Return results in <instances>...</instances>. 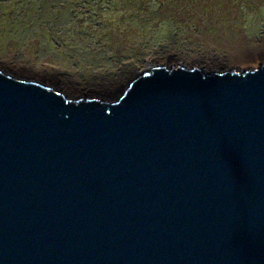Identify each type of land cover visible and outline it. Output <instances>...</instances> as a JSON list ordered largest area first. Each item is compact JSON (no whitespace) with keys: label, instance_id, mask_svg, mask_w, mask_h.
I'll return each mask as SVG.
<instances>
[{"label":"water","instance_id":"water-1","mask_svg":"<svg viewBox=\"0 0 264 264\" xmlns=\"http://www.w3.org/2000/svg\"><path fill=\"white\" fill-rule=\"evenodd\" d=\"M0 264H264V65L114 102L0 69Z\"/></svg>","mask_w":264,"mask_h":264},{"label":"rangeland","instance_id":"rangeland-1","mask_svg":"<svg viewBox=\"0 0 264 264\" xmlns=\"http://www.w3.org/2000/svg\"><path fill=\"white\" fill-rule=\"evenodd\" d=\"M158 65H264V0H0V69L10 75L114 102Z\"/></svg>","mask_w":264,"mask_h":264},{"label":"trees","instance_id":"trees-1","mask_svg":"<svg viewBox=\"0 0 264 264\" xmlns=\"http://www.w3.org/2000/svg\"><path fill=\"white\" fill-rule=\"evenodd\" d=\"M142 0H135L137 4L141 2ZM73 0H63V6H69L70 4L72 5ZM223 4V3H222ZM224 6V5H223Z\"/></svg>","mask_w":264,"mask_h":264}]
</instances>
